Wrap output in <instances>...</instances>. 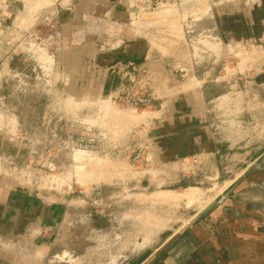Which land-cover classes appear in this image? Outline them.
<instances>
[{"label":"rangeland","instance_id":"374dc122","mask_svg":"<svg viewBox=\"0 0 264 264\" xmlns=\"http://www.w3.org/2000/svg\"><path fill=\"white\" fill-rule=\"evenodd\" d=\"M185 1L184 13L176 2L169 7H178L177 16L153 20L141 33L127 26L147 42L150 59L135 81L128 79L132 70L122 75L123 92L98 96L76 90L93 84L83 79L87 68L75 48L93 41L107 53L126 43L125 25L111 19L114 3L83 13L77 0H0V185L62 214V230L46 227L40 237L31 229L25 239L0 232V253L17 264H131L154 250L171 253L176 233L195 232L233 181L243 180L251 157L264 151V85L255 82L264 72V37L222 45L210 30L214 6L253 0H208L204 10ZM207 10L199 20L190 17ZM173 21L184 34L172 33ZM65 48L69 69L56 59ZM203 83L221 88L209 108L223 153L163 168L139 159L135 142L146 123L169 98Z\"/></svg>","mask_w":264,"mask_h":264},{"label":"crops","instance_id":"0c3cea01","mask_svg":"<svg viewBox=\"0 0 264 264\" xmlns=\"http://www.w3.org/2000/svg\"><path fill=\"white\" fill-rule=\"evenodd\" d=\"M114 1L77 0V9L91 13L95 7L104 8ZM192 1L205 7L203 10L208 7V0ZM185 2L188 1L178 0L180 9V5ZM111 10V19L126 27V43L119 50L107 53H100L97 43L93 41L75 48V52L80 55L78 62L87 68L83 79L87 78L93 84H82L79 89L76 88L79 92L98 96L120 94L124 90L122 75L146 63L147 42L135 38L127 30V26L131 27V11L123 0L120 4L114 3ZM199 11V15L193 16L196 20L210 13L209 10L203 14ZM67 27L65 24L64 28ZM210 31L222 45L260 41L264 37V0L214 6ZM56 59L60 66L69 69V49L65 48L60 55L56 53ZM255 82L258 86L264 85V72L255 77ZM216 88L214 91L203 83L169 98L136 139V156L148 161L153 167L163 168L195 157H217L223 153L217 140L218 126L213 122L209 108L222 98L221 88ZM66 92L69 93V86ZM258 161L261 167L248 171ZM242 174H245L243 180L233 181L226 196L216 202L206 219L199 222L195 232L183 229L176 233V251L170 253L169 247L162 253L154 250L131 264H264V151L251 157ZM251 190H257L258 194L255 197L243 194ZM58 208L0 185L1 235L6 239H25L28 229L32 230L29 232L33 238L40 237L39 233L47 228L53 232L62 230L58 226L62 219ZM94 220L97 223L98 220ZM160 254L162 261H157ZM16 260L15 256L0 253V264H17Z\"/></svg>","mask_w":264,"mask_h":264},{"label":"bare ground","instance_id":"6f19581e","mask_svg":"<svg viewBox=\"0 0 264 264\" xmlns=\"http://www.w3.org/2000/svg\"><path fill=\"white\" fill-rule=\"evenodd\" d=\"M175 8V9H174ZM176 10H178V7L176 8V5L175 6H173V7H169V8H165L164 10H161L160 12H157V13H150V14H143V15H136V14H134V13H132L131 14V16H130V18H131V21H130V23H131V25L133 26V29L135 30V32H139V33H141V31H143L142 29H144V28H147V27H150V26H152L153 25V20H157V21H159L160 20V23H161V21H167V19L168 18H170V17H174V16H177L176 14H178V12H180V11H176ZM182 11V10H181ZM184 13V12H183ZM180 14V16H181V18H182V16L184 17V15L182 14V12L181 13H179ZM186 14V13H185ZM193 15H194V13L192 14V15H190V17H193ZM179 16V15H178ZM195 16V15H194ZM147 17V18H146ZM189 16H186L185 15V18L187 19ZM180 18V17H179ZM178 18V19H179ZM183 19V18H182ZM23 20V19H22ZM188 20V19H187ZM172 21V20H171ZM178 20H176L175 22H177ZM174 22V21H173ZM172 23L173 24V28H176V30H174L172 33L173 34H177L178 36H179V34H184L185 32H184V29H182L183 27L182 26H180L178 23ZM159 22H158V24H160ZM169 23V22H168ZM167 23V24H168ZM170 24V23H169ZM171 24V25H172ZM175 24V25H174ZM177 24V25H176ZM168 26V25H167ZM171 27V28H172ZM139 29H141L140 31H139ZM169 29V28H168ZM167 30V29H166ZM177 35L175 36V35H173V36H175V37H177ZM186 36V35H185ZM182 37V36H181ZM181 37H179L180 39H181ZM156 43V42H155ZM157 46V45H156ZM152 49V48H151ZM241 49V48H240ZM154 50V49H153ZM160 51V50H159ZM27 52V51H26ZM29 52V51H28ZM34 53V52H33ZM36 56V55H35ZM244 56V55H243ZM45 57V56H44ZM42 58V55L41 54H38L37 55V59H41ZM45 59V58H44ZM49 59V58H48ZM252 60V59H251ZM255 60V59H254ZM43 61V60H42ZM253 61V60H252ZM33 62V61H32ZM44 62H46L45 60H44ZM48 62H50V61H48ZM52 62V61H51ZM41 64H43L44 65V63H41ZM50 64V63H49ZM48 64V65H49ZM51 66V65H50ZM44 66H42V68H43ZM48 67L49 66H47V69H48ZM53 67V66H52ZM46 68V67H45ZM44 68V69H45ZM50 68V67H49ZM46 70V69H45ZM49 70V69H48ZM50 71V70H49ZM193 82V81H192ZM107 105H104V107H106ZM107 108V107H106ZM128 114V113H127ZM79 156H78V159H81V157H84L85 155L83 154V153H81V154H78ZM89 163V162H88ZM9 172V171H8ZM77 172V171H76ZM80 172V171H79ZM84 172V171H83ZM89 172H90V170H89ZM84 174V173H83ZM83 181V180H82ZM91 181V180H90ZM93 181V180H92ZM83 183V182H82ZM85 183V182H84ZM192 191V190H191ZM190 194V193H189ZM158 195V194H157ZM158 196H160V194L158 195ZM161 197L163 198V194H161ZM166 198H167V196H166Z\"/></svg>","mask_w":264,"mask_h":264},{"label":"built area","instance_id":"2783aa9c","mask_svg":"<svg viewBox=\"0 0 264 264\" xmlns=\"http://www.w3.org/2000/svg\"><path fill=\"white\" fill-rule=\"evenodd\" d=\"M123 1H124V4L126 3V7L128 8V10H130L131 13H134L136 15L157 13L158 11L165 9V8H168L172 4L178 2V0H123ZM150 27H152V26H150ZM114 28L116 30H118L115 34L120 39L119 35H120L121 28L118 25H115ZM132 28H133V26L131 25V27H130L131 31H132ZM244 43H249V42L246 41ZM123 45H124V40L121 39V40L117 41L116 46L114 48H111V49H113V50L115 48L119 49ZM149 51L151 52V50L148 49V52H147V55L145 58V62H147L150 59L151 54H149ZM138 69H140V68H138ZM136 73H137V69H132V74L128 78V79H130L131 82L135 81ZM132 75H134V76H132Z\"/></svg>","mask_w":264,"mask_h":264}]
</instances>
